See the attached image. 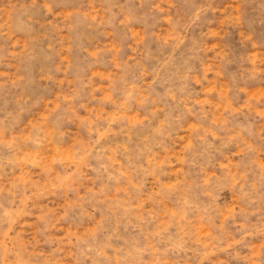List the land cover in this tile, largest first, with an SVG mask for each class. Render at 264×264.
I'll return each mask as SVG.
<instances>
[{
    "label": "rangeland",
    "instance_id": "obj_1",
    "mask_svg": "<svg viewBox=\"0 0 264 264\" xmlns=\"http://www.w3.org/2000/svg\"><path fill=\"white\" fill-rule=\"evenodd\" d=\"M0 264H264V0H0Z\"/></svg>",
    "mask_w": 264,
    "mask_h": 264
}]
</instances>
